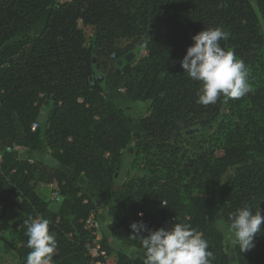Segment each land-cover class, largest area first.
<instances>
[{"label":"trees","instance_id":"16d2710c","mask_svg":"<svg viewBox=\"0 0 264 264\" xmlns=\"http://www.w3.org/2000/svg\"><path fill=\"white\" fill-rule=\"evenodd\" d=\"M261 24L264 0H0V222L16 210L11 227L20 264H27L31 251L29 217L50 221L54 264H88L85 245L92 238L83 221L96 209L95 198L108 206L114 193L120 197L113 220L101 229L107 253L110 240L121 245L114 264H144L140 240L130 237V225L140 221L151 230L188 223L208 242L212 264H232L216 210L227 230L237 209L248 206L264 215V82L248 78L251 91L242 98L220 96L204 106L197 103L200 82L185 74L180 61L192 36L220 27V46L253 67L264 48ZM83 27L93 29L87 42ZM147 32L146 54L118 67ZM139 102L147 116L137 121L127 109ZM193 127L195 137L220 132L222 155L179 156V142ZM131 142L171 161L163 171L132 175L125 186L116 176ZM15 147L26 149L32 162L17 157ZM37 183L56 184L57 210L34 191ZM209 187L210 197L193 194ZM0 239L2 249L11 247ZM253 243L247 252L233 245L236 264H264V224Z\"/></svg>","mask_w":264,"mask_h":264},{"label":"clouds","instance_id":"9594fccd","mask_svg":"<svg viewBox=\"0 0 264 264\" xmlns=\"http://www.w3.org/2000/svg\"><path fill=\"white\" fill-rule=\"evenodd\" d=\"M224 36L225 32L220 27L195 34L191 37L192 45L180 61L185 74L200 82L197 103L204 106L215 104L220 96L240 99L251 91L243 60L220 46ZM138 215L142 217L143 213ZM230 220L232 244L240 252L250 251L254 247L255 236L264 224V215L259 209L253 214L245 206L232 213ZM49 223L44 218L29 217L25 221L27 247L31 249L27 264H54L57 242L55 233L49 231ZM130 229V237L138 238L145 250L144 264H212L215 259L202 233L188 223H175L170 230H151L140 221L132 223Z\"/></svg>","mask_w":264,"mask_h":264},{"label":"rangeland","instance_id":"374dc122","mask_svg":"<svg viewBox=\"0 0 264 264\" xmlns=\"http://www.w3.org/2000/svg\"><path fill=\"white\" fill-rule=\"evenodd\" d=\"M61 2H66L68 0H60ZM254 5V4H253ZM262 28H264V25L261 24ZM85 39L86 42L89 39V34L88 32H85ZM144 39V38H143ZM124 45H126L125 43L121 44L120 47H123ZM132 54L134 55L133 60H137L141 57H143L146 52L145 50H142L141 48H139L138 46L135 48V50L132 52ZM110 59H113V56H110ZM123 62L124 58L122 59ZM248 78L249 81H253L256 83H262L264 82V48H263V52L261 55V59L259 61V63H257L256 65H254L253 67H248ZM146 104L139 102L137 104L131 105L130 108L127 109V113L130 117H132L135 120H139L145 116H147V112H146ZM225 109V115H229L230 114V110L229 108H224ZM192 129H198L197 127H193ZM134 134H141V128L139 127V125L136 123L134 126ZM197 133H191L186 135V137H184V139L182 141L179 142L181 149V153L179 154L182 155L183 153L185 155L189 154H195L197 152H203V151H209V152H213L215 157L221 156L222 155V145H223V137L221 135L220 132H218L216 129H213L211 131H209L206 135L204 136H197L195 137ZM134 146V145H133ZM136 155H133V154ZM178 156V157H179ZM42 158L45 161H49L48 158H45V155L42 156ZM170 156L169 155H163L161 153H158L156 150H151L149 151V153H143L140 150L136 149L135 146L132 148L131 151V155H126L124 162H125V168H123V170L120 171V173L116 176L117 180L119 183H122L123 185H127L128 183H130V180L132 178V175H134V177H141V176H147L148 173H150V170L152 168H154L155 170L158 171H163L168 164L170 162ZM155 165V166H153ZM129 172L131 173L129 175ZM37 184H34V186ZM79 185L81 187V189L85 192H87L89 195V191L86 187V182L83 178L79 179ZM38 188V194L44 199L47 200L49 203H52V201L48 200L49 197V193L52 192L54 189H57V186L55 184L54 187L48 186V185H44V189L47 191V195H43L41 194L40 190L43 189L42 186L37 185ZM40 189V190H39ZM214 188L209 187V188H199V189H195L193 190V194L196 196H204V197H210L213 193ZM113 199H114V203H111L108 206H102L101 204H99L98 199L95 200V208L97 209L98 213H99V219H100V224H101V229L102 231L105 230V227L107 226V224H109L112 220H113V213L115 211V201L120 197L119 193H114L113 194ZM216 214H217V219L218 221H216V226L219 230H221L224 234H225V247H226V251L227 253H230L231 249L233 248V244H232V233L230 230H227L226 227L219 221L221 219V215H220V211L216 210ZM14 217V216H13ZM15 217H17L15 215ZM13 220V218H12ZM7 230V226L6 225H0V231H6ZM12 240V248L10 249H14V251L16 250V248L18 246H16V244L14 243L15 240V235L11 236ZM0 241L2 242V240L0 239ZM1 242H0V246H1ZM3 243V242H2ZM110 245H111V251L108 252V262L109 264H114L116 261V257H117V252L118 250H120L121 245L119 243H117L116 241L110 240ZM3 247V246H2ZM16 247V248H15ZM10 254V251H7L0 248V264H5V262H7V264H10V260L6 261V256ZM14 255V254H13ZM16 258V256H14V259ZM5 260V261H4ZM16 260V259H15ZM234 258L232 259V264H236L234 262ZM20 264V261H17Z\"/></svg>","mask_w":264,"mask_h":264},{"label":"built area","instance_id":"2783aa9c","mask_svg":"<svg viewBox=\"0 0 264 264\" xmlns=\"http://www.w3.org/2000/svg\"><path fill=\"white\" fill-rule=\"evenodd\" d=\"M39 122H34L31 125V130H35L38 127ZM15 152L18 154L20 152L26 153V149L21 147H15ZM2 158V153L0 151V161ZM29 162H32L31 158H28ZM48 200L52 202L61 201L59 191L54 189L49 193ZM83 229L88 231L91 235V241L85 245V255L88 257V264H109L108 262V253L105 249L101 247V224L99 219V213L97 209H92L89 211L87 217L83 221Z\"/></svg>","mask_w":264,"mask_h":264},{"label":"crops","instance_id":"0c3cea01","mask_svg":"<svg viewBox=\"0 0 264 264\" xmlns=\"http://www.w3.org/2000/svg\"><path fill=\"white\" fill-rule=\"evenodd\" d=\"M79 26H81V24H79ZM83 30H84V32H88L89 37L92 35L93 29H92L91 27H83ZM28 158H30V153H27V152H26V153H25V159H28ZM37 185L42 186V187H43L44 185H48V186H51V187H54V186H55L54 183H53V184L37 183ZM37 185L33 186L35 192H38V190H37L38 186H37ZM39 190H40V189H39ZM40 192H41V194H43V195H47V191L44 189V187H43V189L40 190ZM46 201H47V200H46ZM48 205H49V209L55 211V210H57L58 207L60 206V201H59V202H52V203H49ZM15 215L17 216V214H16V210L13 209V210L11 211V213H9V214L7 215V217L5 218V220L2 221V222H0V225H6V226H7V230H6V231H0V235L4 236V237L8 240L9 244L11 245L10 248H12V242H11L12 238H11V236L15 235L14 232H13V229H12V227H11L12 222L16 219ZM13 216H14V217H13ZM12 218H13V220H12ZM0 242H1V241H0ZM2 246H3V243L1 242V246H0V248H2ZM19 246H20V245L18 244V247H19ZM10 248L6 250V252H7V251H10V254L6 256V261L10 260V261H11L10 264H19V263L17 262V261H19V260H18V257H17V254H16V251H14V249H10ZM13 254H14V255H13ZM14 256H16V258H15L16 260L14 259ZM4 261H5V260H4Z\"/></svg>","mask_w":264,"mask_h":264},{"label":"water","instance_id":"95a60500","mask_svg":"<svg viewBox=\"0 0 264 264\" xmlns=\"http://www.w3.org/2000/svg\"><path fill=\"white\" fill-rule=\"evenodd\" d=\"M150 39V32H147L146 33V35H145V37H144V39H142L140 42H139V44H138V47L139 48H141L142 50H145L146 49V47H147V44H148V40ZM227 47L230 49L231 48V44H230V41L228 40L227 41ZM233 54H234V52L233 51H231ZM235 56V55H234ZM133 57H134V55L131 53V54H128L125 58H124V61L126 62V63H129V62H131L132 61V59H133ZM177 63V61H173L172 62V66H174L175 64ZM123 64V61L122 60H119L118 62H117V66L119 67V66H121ZM170 68V67H169ZM169 68H168V70H169ZM99 80H102V78L100 77L99 78ZM41 121V116L38 118V122H40ZM197 131V129H190V130H187V131H185V134H191V133H193V132H196ZM138 136V134H136V137ZM134 145V142H131V146H133ZM18 157L20 158V159H25V153L24 152H20L19 154H18ZM98 198H95V200H97ZM166 230H170L171 229V227H166L165 228ZM133 252H134V250H131L130 251V255L131 254H133ZM230 258H231V260L234 258V254H233V250L231 249V251H230Z\"/></svg>","mask_w":264,"mask_h":264},{"label":"flooded vegetation","instance_id":"af4514ba","mask_svg":"<svg viewBox=\"0 0 264 264\" xmlns=\"http://www.w3.org/2000/svg\"><path fill=\"white\" fill-rule=\"evenodd\" d=\"M137 138H140V135H138Z\"/></svg>","mask_w":264,"mask_h":264}]
</instances>
